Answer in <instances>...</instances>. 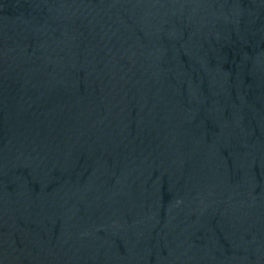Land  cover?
I'll list each match as a JSON object with an SVG mask.
<instances>
[{"label": "water", "instance_id": "obj_1", "mask_svg": "<svg viewBox=\"0 0 264 264\" xmlns=\"http://www.w3.org/2000/svg\"><path fill=\"white\" fill-rule=\"evenodd\" d=\"M0 264H264V0H0Z\"/></svg>", "mask_w": 264, "mask_h": 264}]
</instances>
